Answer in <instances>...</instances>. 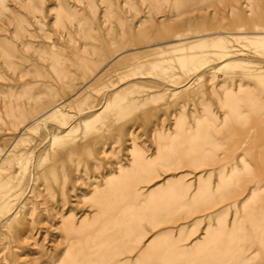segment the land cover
I'll return each mask as SVG.
<instances>
[{"label":"rangeland","instance_id":"374dc122","mask_svg":"<svg viewBox=\"0 0 264 264\" xmlns=\"http://www.w3.org/2000/svg\"><path fill=\"white\" fill-rule=\"evenodd\" d=\"M10 151L0 264H69L116 228L135 238L102 264H154L238 222L209 264H264V0H0V166ZM151 240L171 248L145 257Z\"/></svg>","mask_w":264,"mask_h":264},{"label":"bare ground","instance_id":"6f19581e","mask_svg":"<svg viewBox=\"0 0 264 264\" xmlns=\"http://www.w3.org/2000/svg\"><path fill=\"white\" fill-rule=\"evenodd\" d=\"M162 45V44H161ZM190 60L192 59V58H189ZM188 59V60H189ZM183 60V62L185 63V61H186V58L184 57V59H182ZM193 61V60H192ZM192 61H190L191 63H193ZM230 63H225V64H223L222 65V67H220V69L219 70H226V69H228V65H229ZM218 70V71H219ZM238 100V99H237ZM242 100V99H241ZM239 102H243V101H239ZM53 111V110H52ZM56 112H59V108H57L56 110H55ZM54 111V112H55ZM237 113H238V115L236 114V113H234V115L236 114V116H235V118L237 119V121H245L246 120V118L245 117H243V115H244V113L243 112H239V110L237 111ZM243 113V114H242ZM49 115V114H48ZM50 115H52V114H50ZM97 115V114H96ZM46 116V115H45ZM54 116V115H53ZM31 132V131H30ZM185 134V133H184ZM189 137V136H188ZM177 139V138H176ZM172 142V141H171ZM22 143V142H21ZM173 143V142H172ZM179 145V144H178ZM177 146V145H176ZM174 147V146H173ZM177 148V147H176ZM186 151H188V150H186ZM164 152H165V157H166V161L168 162V163H171V162H174V161H176V159L174 158V157H172L171 155V150L170 149H164ZM197 152H199V151H193V150H189V152L187 153L188 154V156H191V155H193L194 153H197ZM13 153V151H10L9 153H8V155H7V158H8V166H7V168H4V167H2V166H0V189H3L4 187H6L7 185H9V184H11V182L14 180V177H15V175H17L15 172H14V166L12 165V160H11V157L9 158V156L11 155ZM136 153H137V151H136ZM173 153V152H172ZM185 153V152H184ZM191 154V155H190ZM198 154V153H197ZM200 155H202V154H200ZM175 156V155H174ZM176 156H178V154L176 155ZM194 156H196V155H194ZM198 156H199V154H198ZM200 157V156H199ZM6 158V159H7ZM180 158V157H179ZM178 158V159H179ZM177 159V160H178ZM206 158H204V157H202V158H188L187 160H189L191 163H194V162H204V161H206L205 160ZM4 162V161H3ZM189 162V163H190ZM140 163V162H139ZM199 163V164H200ZM4 164H5V162H4ZM202 165V164H201ZM132 168L133 167H135V164L133 163L132 164V166H131ZM131 168V169H132ZM142 168H146L145 166H142ZM125 168H120L119 169V171H118V175H117V177L115 178V181L116 182H118V181H120L121 182V180L122 181H124V179H123V177H124V175L126 174L125 172H127V171H131V169H128V170H124ZM141 169V168H140ZM128 174H130V173H128ZM3 175H5L6 177L5 178H3ZM141 177H146L145 175H142ZM141 177H140V179H141ZM140 179H133L132 181L130 180V181H128L127 182V185H126V188H127V191H126V193L124 194V197H126V200H124L123 202H126L125 204L127 205V204H137V205H141L140 203V200L138 199V195H136L135 194V187H136V185L138 184V182H139V180ZM120 182H118V184L120 183ZM113 184V183H112ZM115 185H117L116 183H115ZM114 185V186H115ZM124 185V184H123ZM113 186V187H114ZM121 186V185H120ZM8 187V186H7ZM113 187H111V189H113ZM125 187V186H124ZM106 188V187H105ZM115 188V190H114V192L111 194V197L113 198L114 196H117V195H119L118 193L120 192V189H119V191H117V189H116V187H114ZM6 189V188H5ZM124 189V188H123ZM103 190H106V189H103ZM122 190V189H121ZM113 191V190H112ZM135 191V192H134ZM31 192V191H30ZM9 194V192H2V191H0V197H5L6 195H8ZM121 194V193H120ZM257 194V193H256ZM25 195V194H24ZM109 195V194H108ZM123 196V195H122ZM166 197H169V195L168 194H166L165 195ZM164 196V197H165ZM120 197V195L118 196V198ZM110 198V197H109ZM116 199H117V197H116ZM171 199H173V198H171ZM114 200V199H113ZM118 200V199H117ZM121 200V199H120ZM170 200V199H169ZM115 201V200H114ZM6 202V201H5ZM111 202V201H110ZM166 202V201H165ZM168 202V201H167ZM173 202V201H172ZM112 203V202H111ZM169 203V202H168ZM124 204V203H123ZM124 204V205H125ZM3 207V206H2ZM22 207V206H21ZM126 207V206H125ZM140 207V206H139ZM4 208V207H3ZM126 212H128V211H126ZM139 212L138 211H136V210H133V211H131V210H129V212L128 213H123V215L121 216V219H122V217L123 218H125L124 220L126 221L127 219L128 220H130V219H132L133 217H135V215H137ZM122 214V213H121ZM117 216H118V214H117ZM138 216V215H137ZM255 216H257V214L255 215ZM16 217V216H15ZM64 217V216H63ZM111 217V216H110ZM120 217V216H119ZM165 218H167L168 217V215H165L164 216ZM260 217V216H259ZM5 218V217H4ZM116 218V217H115ZM262 218V217H261ZM12 219V218H11ZM114 219V218H113ZM120 219V220H121ZM70 220H72V219H70ZM258 220V219H257ZM111 221H112V219H111ZM163 221V220H162ZM115 222H116V220H115ZM89 223V222H88ZM239 223V222H238ZM237 223V225L235 226V227H233L232 228V230H230V231H228V232H226V230H224V231H221L222 232V236H224V239L222 240V241H220V242H217L218 240L217 239H219V234L218 233H216V234H214V232L212 233L213 234V236L212 237H214L215 239H216V241H215V239H213L214 240V242H216V243H214V242H212V240L211 239H209V240H211V241H208V239L206 240H204L203 242H201V243H196L195 244V246L191 249V250H183V249H181V248H177V249H175V250H169V252H171V254H176L175 256V259L173 258V256L171 257V259H168V258H166L167 256H163L164 258H162V259H165V261H163L162 259H159V260H157V261H154L153 263L154 264H209V263H214V262H216L217 261V258L220 256V258H224V260H225V257H226V254H229L228 252H230L233 248H234V243H235V237H237V235H238V238L240 239V235H239V228H240V223L238 224ZM136 224V223H135ZM107 225H109V223H107ZM106 225V226H107ZM126 227V226H125ZM254 227L252 226V229H253ZM106 229V228H105ZM124 229V228H123ZM251 229V228H250ZM251 229V230H252ZM103 230V229H102ZM70 231H72V229H70ZM115 231L116 232H113V234H109L108 233V235L107 234H105V235H102L103 237L102 238H99V237H97V236H89V234L87 235V236H89L87 239H88V242L86 241L85 243H88V244H84V241H83V244L81 245V247H78V245L77 244H75V246L74 247H72L71 246V248H69V250H67V251H69V254H71L70 253V251L71 252H73V251H75L76 253L78 252V250H79V252L81 251V253H80V255H77V254H75V256H79L78 257V259H73V260H70L69 261V264H102L103 262H104V260L101 258L100 259V254L99 255H97V253H99L100 251V249H101V247H102V245H105V243L108 241H110V240H113V241H115V239H117V240H119L118 238H122V236H124V233H119V232H117L118 231V228H116L115 229ZM242 231V230H241ZM74 232H76L77 233V231L75 230ZM104 232V231H103ZM103 232L102 233H100V234H103ZM126 233V232H125ZM248 233H250V232H248ZM211 234V235H212ZM224 234V235H223ZM241 234H243V232L241 233ZM96 235V234H95ZM210 236V235H209ZM208 236V237H209ZM86 238V237H85ZM135 238V236H132V237H130V236H128V234H127V237L124 239V238H122L121 240H123V241H125L126 242V244H129V241H131V240H133ZM159 238V237H158ZM247 238V237H246ZM245 238V239H246ZM261 238V237H260ZM86 239V240H87ZM252 239H255V237L254 238H252ZM162 240V239H161ZM75 241V240H74ZM158 241V240H157ZM249 241V240H248ZM251 241V240H250ZM250 241H249V243H250ZM261 241V240H260ZM259 241V242H260ZM263 241V240H262ZM151 244H149V246H148V250L145 252V257L147 256L146 254H149V252H151L152 251V249L154 250V249H156L157 248V246H156V248H155V245H158L159 246V248L158 249H162V250H159V251H163V250H167V249H169V248H171V246L169 245V243L170 242H168V246H167V244H165L166 245V247L164 248V245H162L163 243L161 242V243H153V241L151 240ZM159 242H160V240H159ZM77 243V242H76ZM155 244V245H154ZM261 243H259L258 244V246L257 247H261V245H260ZM252 245V244H251ZM260 245V246H259ZM236 246V245H235ZM256 246H254V247H256ZM117 247V246H116ZM127 248H129L128 246H126ZM125 247V248H126ZM79 248V249H78ZM114 248H115V246H114ZM262 248H264V243H262ZM116 249V248H115ZM115 251V250H114ZM156 252V251H155ZM155 252H153V253H155ZM196 253H200L201 254V256L200 257H198V258H196V259H194V258H192L191 256H195V254ZM66 254V253H65ZM108 254V253H107ZM159 255L157 252L154 254V255ZM164 254V253H163ZM171 254H168V257L169 256H171ZM186 254V255H185ZM191 254V255H190ZM67 255V254H66ZM65 255V256H66ZM151 255V254H150ZM156 255V256H157ZM165 255H167V254H165ZM188 255H190V256H188ZM69 256V255H68ZM75 256H73V257H75ZM161 256V255H160ZM185 256H187L188 258L186 259L185 258ZM154 258V257H153ZM173 258V259H172ZM229 259V258H228ZM65 260V259H64ZM144 260V259H143ZM142 260V261H143ZM68 261V260H67ZM139 262H140V260H139ZM136 264H137V262H135ZM68 264V263H67Z\"/></svg>","mask_w":264,"mask_h":264},{"label":"crops","instance_id":"0c3cea01","mask_svg":"<svg viewBox=\"0 0 264 264\" xmlns=\"http://www.w3.org/2000/svg\"><path fill=\"white\" fill-rule=\"evenodd\" d=\"M148 256H152V257H155V255H148Z\"/></svg>","mask_w":264,"mask_h":264}]
</instances>
